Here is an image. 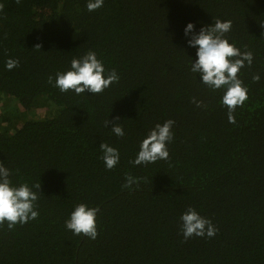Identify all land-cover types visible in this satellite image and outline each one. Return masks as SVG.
Segmentation results:
<instances>
[{"label": "trees", "instance_id": "16d2710c", "mask_svg": "<svg viewBox=\"0 0 264 264\" xmlns=\"http://www.w3.org/2000/svg\"><path fill=\"white\" fill-rule=\"evenodd\" d=\"M86 2L0 0V162L14 184L41 192L36 220L0 226V264H264V0H104L94 12ZM216 19L231 20L230 42L254 55L238 74L248 100L234 123L222 92L189 70L184 27ZM88 50L118 82L96 95L48 83ZM9 58L19 60L11 71ZM39 107L46 117L27 118ZM169 119L168 159L130 163ZM117 122L122 138L110 131ZM104 142L120 152L111 170ZM82 202L99 209L95 240L64 226ZM189 207L211 220L213 237L184 239Z\"/></svg>", "mask_w": 264, "mask_h": 264}, {"label": "clouds", "instance_id": "9594fccd", "mask_svg": "<svg viewBox=\"0 0 264 264\" xmlns=\"http://www.w3.org/2000/svg\"><path fill=\"white\" fill-rule=\"evenodd\" d=\"M104 0H87L86 9L94 12L102 8ZM232 30L231 20L216 19L210 25H202L197 31L196 24L188 22L183 29L186 44L195 49V58H190L189 70L196 74L199 82L212 91L222 92L220 104L228 111V120L234 123L233 113L248 100V88L244 85L239 73L247 64L252 65L254 55L251 51H242L234 42H230L227 33ZM37 44L35 49H40ZM19 66L18 59L9 58L5 61V69L13 70ZM259 81L260 76L253 77ZM119 81L118 73L107 70L104 62L98 58L95 51L88 50L85 54L73 57L64 71H57L55 77L49 76L48 83L60 93L72 92L76 95L91 93L100 94L113 83ZM197 106L201 102L197 101ZM119 121V117L116 118ZM110 121L106 122V127ZM173 120L157 123L149 129L141 139L135 158L130 161L134 166L148 165L169 157L168 144L174 138ZM110 131L117 138L125 136V129L120 123H113ZM101 160L107 170L116 167L120 162V152L109 143H100ZM13 172L0 162V226L7 224L9 229L36 220L39 216L37 201L40 185H29L24 182L14 184ZM125 187H131L136 181L132 176H126ZM99 209L87 203L74 206L64 222L66 230L75 236H84L95 240L97 231V213ZM180 233L184 239L195 237H213L217 229L210 219L200 215L189 207L180 215Z\"/></svg>", "mask_w": 264, "mask_h": 264}, {"label": "rangeland", "instance_id": "374dc122", "mask_svg": "<svg viewBox=\"0 0 264 264\" xmlns=\"http://www.w3.org/2000/svg\"><path fill=\"white\" fill-rule=\"evenodd\" d=\"M27 118H33V119H42L47 116L46 110L39 107V108H31L26 113Z\"/></svg>", "mask_w": 264, "mask_h": 264}]
</instances>
